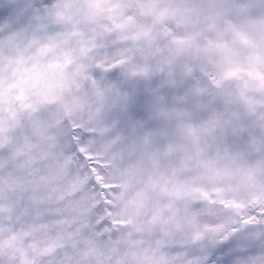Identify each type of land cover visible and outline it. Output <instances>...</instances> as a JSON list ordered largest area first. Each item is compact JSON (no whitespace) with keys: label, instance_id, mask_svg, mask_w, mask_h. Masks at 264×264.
Returning <instances> with one entry per match:
<instances>
[{"label":"snow or ice","instance_id":"6c2138e0","mask_svg":"<svg viewBox=\"0 0 264 264\" xmlns=\"http://www.w3.org/2000/svg\"><path fill=\"white\" fill-rule=\"evenodd\" d=\"M0 264H264V0H0Z\"/></svg>","mask_w":264,"mask_h":264}]
</instances>
